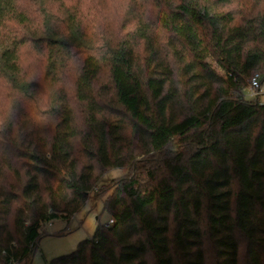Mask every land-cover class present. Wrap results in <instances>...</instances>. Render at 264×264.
<instances>
[{
    "label": "trees",
    "instance_id": "1",
    "mask_svg": "<svg viewBox=\"0 0 264 264\" xmlns=\"http://www.w3.org/2000/svg\"><path fill=\"white\" fill-rule=\"evenodd\" d=\"M256 73L264 0H0V264L106 190L108 224L50 264H264Z\"/></svg>",
    "mask_w": 264,
    "mask_h": 264
},
{
    "label": "rangeland",
    "instance_id": "2",
    "mask_svg": "<svg viewBox=\"0 0 264 264\" xmlns=\"http://www.w3.org/2000/svg\"><path fill=\"white\" fill-rule=\"evenodd\" d=\"M27 66L29 67L28 73L30 75L40 73V69H36L39 67V63L33 60L31 56L27 58ZM74 76L75 71H71L69 77L73 78ZM259 83L258 96L252 95L247 90L245 98L248 101H256L258 99L259 103L264 105V74L260 75ZM5 106L6 104L4 103L2 107L4 108ZM1 111L4 112L5 110H0V117H2ZM132 149L134 150V148ZM133 153L132 160L125 167L112 168L104 172L100 176L102 178L99 181V186L112 185L127 179L130 175L131 163H139L140 165L141 161L151 156V154L137 155L138 151L136 150ZM106 192H102L97 198L99 199L97 202L89 200L83 209L70 220L60 218L46 224L42 229V237L38 243L33 264H50L54 259L70 255L78 249L80 243L91 240L94 237L98 225L108 224L110 216L104 211Z\"/></svg>",
    "mask_w": 264,
    "mask_h": 264
},
{
    "label": "clouds",
    "instance_id": "3",
    "mask_svg": "<svg viewBox=\"0 0 264 264\" xmlns=\"http://www.w3.org/2000/svg\"><path fill=\"white\" fill-rule=\"evenodd\" d=\"M64 2L66 4H73L76 2V0H64ZM121 2V0H108V4L109 6H113L116 4H119ZM124 3H128V0H123ZM84 5H87L88 3H90V0H83ZM236 5H233V7H235ZM82 11L85 12V14L87 15V8L84 7L82 8ZM89 20L91 21V27L93 31L96 32H100L101 26L103 25L104 21L103 18L100 16H97L94 12L92 13L91 16H89ZM102 38L98 39L95 41V46L96 47H101L102 46ZM5 103L4 99H3V89H0V110H2V106ZM10 105V101L7 102ZM0 122H2V117H0Z\"/></svg>",
    "mask_w": 264,
    "mask_h": 264
},
{
    "label": "built area",
    "instance_id": "4",
    "mask_svg": "<svg viewBox=\"0 0 264 264\" xmlns=\"http://www.w3.org/2000/svg\"><path fill=\"white\" fill-rule=\"evenodd\" d=\"M259 79H260V74L258 73L254 74L253 77L250 79L248 90L252 93V95L258 96L260 89ZM113 223L114 221L111 220L109 224H113Z\"/></svg>",
    "mask_w": 264,
    "mask_h": 264
}]
</instances>
